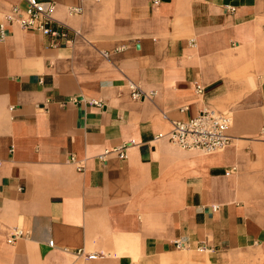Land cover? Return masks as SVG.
I'll return each mask as SVG.
<instances>
[{
	"label": "crops",
	"instance_id": "1",
	"mask_svg": "<svg viewBox=\"0 0 264 264\" xmlns=\"http://www.w3.org/2000/svg\"><path fill=\"white\" fill-rule=\"evenodd\" d=\"M56 2L73 44L0 37V264H264V0ZM206 107L231 144H173Z\"/></svg>",
	"mask_w": 264,
	"mask_h": 264
},
{
	"label": "built area",
	"instance_id": "2",
	"mask_svg": "<svg viewBox=\"0 0 264 264\" xmlns=\"http://www.w3.org/2000/svg\"><path fill=\"white\" fill-rule=\"evenodd\" d=\"M27 8L24 10L19 6H14L11 12L4 15V20L0 24V37H7V23H17L23 30L33 33H39L52 39V45L56 47L71 45L75 42L80 31L58 20L55 17L57 8L56 0H25ZM153 4L159 5L162 0H152ZM233 9V8H232ZM81 12V8H70V13ZM132 95L135 99H143L151 97L152 94L147 93L140 87L132 86ZM198 92H203L204 88L197 86ZM100 104V101H95ZM233 123L232 114L229 112H221L210 107L204 108L197 116L174 120L172 130L169 132V140L176 146L190 151L212 152L224 149L231 144L233 137L229 130ZM132 142H125L112 151H105L100 159L107 162V155L111 152L118 154L120 158L128 157V149ZM74 160V158H72ZM2 162H0V167ZM28 234L27 231L19 228L11 232L8 237L10 243H14L19 238ZM50 245H54V241H50ZM178 248H185L184 242H177ZM80 256L85 255L84 249L77 252ZM89 257H95L91 254Z\"/></svg>",
	"mask_w": 264,
	"mask_h": 264
}]
</instances>
